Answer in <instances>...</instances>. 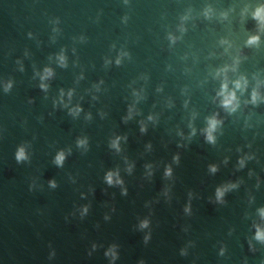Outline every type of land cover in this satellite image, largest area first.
Returning a JSON list of instances; mask_svg holds the SVG:
<instances>
[{"label":"water","instance_id":"obj_1","mask_svg":"<svg viewBox=\"0 0 264 264\" xmlns=\"http://www.w3.org/2000/svg\"><path fill=\"white\" fill-rule=\"evenodd\" d=\"M257 2L0 0V264H264V104L228 115L215 99L236 57L232 79H264L241 17ZM217 113L213 144L202 130Z\"/></svg>","mask_w":264,"mask_h":264},{"label":"clouds","instance_id":"obj_2","mask_svg":"<svg viewBox=\"0 0 264 264\" xmlns=\"http://www.w3.org/2000/svg\"><path fill=\"white\" fill-rule=\"evenodd\" d=\"M206 18H211L212 17V10L207 9L204 13ZM224 19L228 18V13H222L221 14ZM251 17L252 20L256 22V31L255 34L249 35L245 46L248 48H255L259 47L261 44H264V0H258V2L255 4L253 7L252 5L246 6L242 12H241V17L243 19H247L248 17ZM184 20H187L188 17L185 16L183 18ZM184 29L181 28V31ZM170 39L175 42V37H170ZM222 43L227 44V41H223ZM59 63L61 66L66 67L67 66V57L61 53L57 57ZM121 61L120 59H117L116 63L119 64ZM241 64V59L239 57H236L233 62L230 65H225L223 68H220L216 71L215 77L217 79L221 80L220 88L216 93V102H218L219 107L222 108L228 115H233L237 113L243 105H253V106H259L261 104H264V79H261L258 75L253 76L252 80L255 81V84L253 85L252 81L249 79L247 75L244 74H239L237 75L236 79H232L230 77V73L232 74H238L239 73V66ZM54 75V72L51 68H46L44 69L43 74L41 75V80L42 81H47L50 78H52ZM41 88L47 91L48 85L46 83H41ZM8 88L11 87L9 84L7 86ZM249 89H251L250 92V98L248 99H243L242 97H245L249 94ZM64 93H61V103H63V97ZM136 95H139L138 93ZM68 100L69 102L72 99L73 92H68L67 93ZM66 107L68 106L67 104L65 105ZM82 111V109L77 106L75 108L71 109V114L72 115H79V113ZM134 108L129 110V116L128 119L132 118V115L134 113ZM219 113L214 114L213 116H210L207 118V127L203 129V133L206 136V139L209 143H215L216 142V133L218 129L221 127L223 124V121L218 118ZM149 120H153L154 117L149 116ZM142 131H146L147 129L145 127H142ZM192 136L196 135V129L193 127L192 128ZM183 135V133H181ZM121 137H117L115 140L112 141L111 147L114 148L116 151H120V142H121ZM78 144L83 147L87 144L86 140H80L78 141ZM17 159L20 161H23L27 159L26 156V151L23 147H21L17 153ZM66 159L65 153L60 152L58 156L56 157V164L62 166L64 161ZM178 161V157L176 158ZM251 159V157L247 158H242L239 161L240 167L243 168L246 166V160ZM150 167V166H149ZM129 172L132 171V168L129 167L128 169ZM211 171L215 173L217 171V168L213 166L211 168ZM167 176L172 175V170L169 168L166 172ZM106 182L109 185L113 184H123V181L120 179L119 172H108L106 177ZM52 186L55 187V183H52ZM238 187L237 184H230L227 186H224L222 188L217 189V199L218 200H223V197L225 196L226 192H228L231 189H234ZM87 209H85V212ZM258 215L261 219V221H264V208H261L258 210ZM141 228H147L148 227V222L144 221L141 225ZM256 228V233L254 239L262 244H264V225H255ZM107 255L113 257V259L116 258L115 256V249L113 248L110 250Z\"/></svg>","mask_w":264,"mask_h":264}]
</instances>
